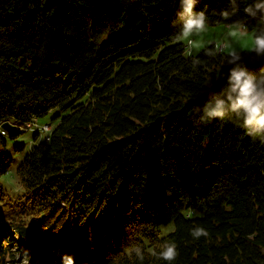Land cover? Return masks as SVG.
<instances>
[{
    "label": "trees",
    "instance_id": "obj_1",
    "mask_svg": "<svg viewBox=\"0 0 264 264\" xmlns=\"http://www.w3.org/2000/svg\"><path fill=\"white\" fill-rule=\"evenodd\" d=\"M192 11L264 37V0H192ZM183 13V0H0V122L17 125L11 137L46 132L15 192L0 183L12 231L0 264H15L13 238L46 264H169V244L171 264H264V131L246 134L231 111L201 120L233 69L260 81L264 52L212 41L189 53ZM54 106L67 112L42 129Z\"/></svg>",
    "mask_w": 264,
    "mask_h": 264
},
{
    "label": "rangeland",
    "instance_id": "obj_2",
    "mask_svg": "<svg viewBox=\"0 0 264 264\" xmlns=\"http://www.w3.org/2000/svg\"><path fill=\"white\" fill-rule=\"evenodd\" d=\"M260 22V21H259ZM258 22V23H259ZM254 28H248L243 26L240 23L231 24L230 27L227 23H217V24H209L205 23V30L202 32L194 31L190 35H184L183 32L179 37V41H183L187 44V51L189 53H197L200 49L206 44L215 41L218 49H224L226 52H234L238 50H251L254 46ZM189 38L192 39L188 40ZM67 112L66 109H63L59 106H54L49 109L44 115L38 117L39 124L50 123L52 127H54L61 116ZM12 120L11 118L9 119ZM12 122V121H11ZM16 127V126H15ZM11 130V129H9ZM9 130L7 129V133L5 134L6 145L5 150L10 154L11 164L9 171L0 175V183L2 187L12 195L16 189V169L25 155V153L34 145L37 141L42 140L45 137V131L41 130L39 137L35 140L34 133L35 128L33 126H26L25 129L22 130L17 136L11 137ZM23 142L24 147L18 148V143ZM8 173V174H7ZM15 177V178H13ZM2 213H0V221H2ZM5 223L7 220L5 219ZM173 221L167 224L166 229L173 228ZM12 231L10 227L5 225H0V236L3 238H12ZM13 243L17 250L16 262L15 264H35L36 258L27 260L25 255L21 253L19 250L23 246L20 242V239H14ZM12 264V263H8ZM48 264H55V262H48Z\"/></svg>",
    "mask_w": 264,
    "mask_h": 264
},
{
    "label": "clouds",
    "instance_id": "obj_3",
    "mask_svg": "<svg viewBox=\"0 0 264 264\" xmlns=\"http://www.w3.org/2000/svg\"><path fill=\"white\" fill-rule=\"evenodd\" d=\"M184 13L187 19L184 22L182 32L190 35L194 31L202 32L205 30V18L203 13H193L192 0H183ZM260 7V5H258ZM254 50L257 53L264 52V37H256L254 40ZM264 76L257 82L245 70L233 69L228 77L226 89V99H217L214 105L205 107V116L201 120L207 121L213 117L223 118L226 111H231L242 119L240 125L246 130V134H253L264 131ZM261 143H264V136H261ZM192 236L198 239L201 235L206 236L207 232L203 228L192 230ZM139 255V251L137 250ZM175 244H169L159 256L171 264L177 256Z\"/></svg>",
    "mask_w": 264,
    "mask_h": 264
},
{
    "label": "water",
    "instance_id": "obj_4",
    "mask_svg": "<svg viewBox=\"0 0 264 264\" xmlns=\"http://www.w3.org/2000/svg\"><path fill=\"white\" fill-rule=\"evenodd\" d=\"M15 126H16L15 123H12L11 121H9L7 119L2 121V127L6 128V129H11Z\"/></svg>",
    "mask_w": 264,
    "mask_h": 264
},
{
    "label": "built area",
    "instance_id": "obj_5",
    "mask_svg": "<svg viewBox=\"0 0 264 264\" xmlns=\"http://www.w3.org/2000/svg\"><path fill=\"white\" fill-rule=\"evenodd\" d=\"M50 125L49 124H42L41 128L42 129H49ZM3 129V128H2Z\"/></svg>",
    "mask_w": 264,
    "mask_h": 264
},
{
    "label": "crops",
    "instance_id": "obj_6",
    "mask_svg": "<svg viewBox=\"0 0 264 264\" xmlns=\"http://www.w3.org/2000/svg\"><path fill=\"white\" fill-rule=\"evenodd\" d=\"M228 26L230 27V24H228ZM188 40H191V41H192V39H191V38H189Z\"/></svg>",
    "mask_w": 264,
    "mask_h": 264
},
{
    "label": "bare ground",
    "instance_id": "obj_7",
    "mask_svg": "<svg viewBox=\"0 0 264 264\" xmlns=\"http://www.w3.org/2000/svg\"><path fill=\"white\" fill-rule=\"evenodd\" d=\"M0 126H1V122H0ZM1 127H2V126H1ZM53 261H54V260H53ZM53 261H52V262H53ZM54 262H55V261H54Z\"/></svg>",
    "mask_w": 264,
    "mask_h": 264
}]
</instances>
